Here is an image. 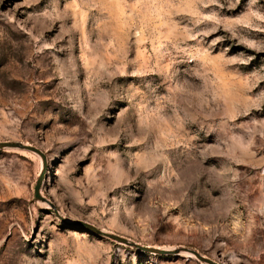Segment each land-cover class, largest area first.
Here are the masks:
<instances>
[{"label": "rangeland", "instance_id": "rangeland-1", "mask_svg": "<svg viewBox=\"0 0 264 264\" xmlns=\"http://www.w3.org/2000/svg\"><path fill=\"white\" fill-rule=\"evenodd\" d=\"M0 143V264H264V0H0Z\"/></svg>", "mask_w": 264, "mask_h": 264}, {"label": "water", "instance_id": "water-1", "mask_svg": "<svg viewBox=\"0 0 264 264\" xmlns=\"http://www.w3.org/2000/svg\"><path fill=\"white\" fill-rule=\"evenodd\" d=\"M2 148H15V149L29 150V151H31L33 153L38 154L39 156H41V158L43 160H45V156L38 149H36L34 147H31V146H26V145L19 144V143H0V149H2ZM40 182H41V178H39V180L37 181L36 187H35V196L37 198L40 197L39 196ZM77 224L82 226V227H84V228H86V229H88V230H91V231H93V232H95L97 234H100L102 236H105V237H108L110 239H113V240H115V241H117L119 243L133 246V247L139 249L142 252H147V253H150V254H159V255H169V254L176 255V254L182 253V254H186V255L195 257L201 263L218 264L217 262H215L213 260H210L208 258L203 257L202 255H200L198 252H196L194 250H190V249H186V248H183L181 250H161V249L152 248V247H143V246H140L138 244L131 243L128 240H126L124 238H121L119 236H116V235H113V234H107L105 232H102V231L98 230L97 228H95V227H93V226H91L89 224H86V223H83V222H78Z\"/></svg>", "mask_w": 264, "mask_h": 264}]
</instances>
